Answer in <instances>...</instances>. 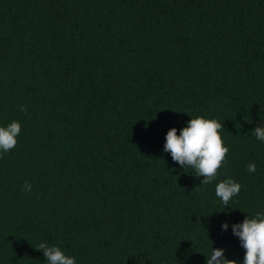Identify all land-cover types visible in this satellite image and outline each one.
<instances>
[{
  "label": "trees",
  "instance_id": "obj_1",
  "mask_svg": "<svg viewBox=\"0 0 264 264\" xmlns=\"http://www.w3.org/2000/svg\"><path fill=\"white\" fill-rule=\"evenodd\" d=\"M198 116L229 148L207 185L163 152ZM12 121L0 264H46L40 243L76 264H205L212 247L243 264L232 225L264 213V0H0ZM225 178L241 185L227 208Z\"/></svg>",
  "mask_w": 264,
  "mask_h": 264
},
{
  "label": "clouds",
  "instance_id": "obj_2",
  "mask_svg": "<svg viewBox=\"0 0 264 264\" xmlns=\"http://www.w3.org/2000/svg\"><path fill=\"white\" fill-rule=\"evenodd\" d=\"M20 111L26 112V108L21 106ZM223 130L224 123L216 119H205L203 116L191 118L186 126L179 130V135L176 128L167 132L163 152L170 153L173 162L182 168H192V175L195 177H203L201 185L210 184L216 180L218 169L225 162L229 152V148L224 146L221 139ZM20 132L21 125L18 121L0 127V152L11 151L18 142ZM252 134L258 141L264 142V122L256 127ZM247 169L254 173L255 163L248 164ZM240 190L241 185L231 178L221 180L215 187L216 196L226 208ZM23 191L30 193L31 184L25 182ZM228 227L227 223L222 225L224 231H227ZM232 233L239 238L241 247L245 249L243 264H264V213H257L254 218L246 217L242 223L233 224ZM35 250L42 251L46 264H76L75 258L65 255L58 246L40 243ZM224 253V249L212 247L210 254L206 256L205 264H238L237 260L228 259Z\"/></svg>",
  "mask_w": 264,
  "mask_h": 264
}]
</instances>
